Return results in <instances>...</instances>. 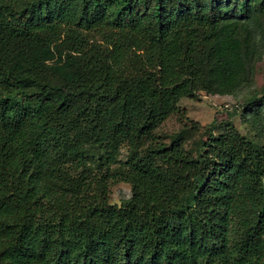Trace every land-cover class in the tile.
Segmentation results:
<instances>
[{
	"label": "trees",
	"instance_id": "16d2710c",
	"mask_svg": "<svg viewBox=\"0 0 264 264\" xmlns=\"http://www.w3.org/2000/svg\"><path fill=\"white\" fill-rule=\"evenodd\" d=\"M263 55L264 0H0V264H264V90L261 142L155 135Z\"/></svg>",
	"mask_w": 264,
	"mask_h": 264
},
{
	"label": "rangeland",
	"instance_id": "374dc122",
	"mask_svg": "<svg viewBox=\"0 0 264 264\" xmlns=\"http://www.w3.org/2000/svg\"><path fill=\"white\" fill-rule=\"evenodd\" d=\"M253 85L244 88L232 96L208 95L201 93L197 100L183 99L180 111L172 115L155 133L157 139L170 143L173 138H181L186 149L195 157L204 153V144L210 138L218 137L229 123H233L238 131L257 142V132L249 125L245 114V106L251 99L261 97L264 90V55L255 66ZM192 123L200 125L193 129ZM150 145L143 143L141 150ZM129 149L124 145L121 150L120 161L124 163L129 158ZM132 197L130 184L125 182H111L110 204L120 207Z\"/></svg>",
	"mask_w": 264,
	"mask_h": 264
}]
</instances>
